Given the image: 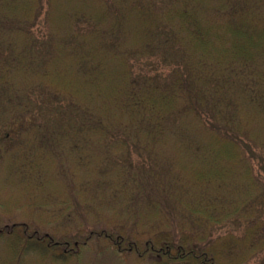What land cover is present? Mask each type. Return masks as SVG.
Listing matches in <instances>:
<instances>
[{"label":"trees","instance_id":"16d2710c","mask_svg":"<svg viewBox=\"0 0 264 264\" xmlns=\"http://www.w3.org/2000/svg\"><path fill=\"white\" fill-rule=\"evenodd\" d=\"M95 1L100 17L73 11L76 31H60L48 22L53 0H0V161H36L41 147L40 161L76 163L86 170L82 180L62 166L58 173L77 193L58 203L60 216L71 202L74 222L89 228L83 210L98 213L104 202L117 205L110 212L118 221L112 230L91 223L89 233L63 235L0 221L8 254L0 264H27L28 254L84 264L83 249L94 243L96 258L106 244L137 264H249L254 252L236 256L245 240L223 239L221 230L235 222L232 233L246 240L264 236V162L255 151L264 148V118L249 122L264 114V94L253 97L264 84L254 57L228 42L262 45L255 15L244 14L247 0ZM229 154L247 160L238 178L232 162L221 161ZM222 190L239 199H224ZM177 213L189 218L191 235L183 226L178 238L137 229ZM220 237L216 252L210 244Z\"/></svg>","mask_w":264,"mask_h":264},{"label":"rangeland","instance_id":"374dc122","mask_svg":"<svg viewBox=\"0 0 264 264\" xmlns=\"http://www.w3.org/2000/svg\"><path fill=\"white\" fill-rule=\"evenodd\" d=\"M127 3L132 2L133 0H124ZM166 2V4L174 3V0H163ZM181 1V0H180ZM192 1V0H191ZM198 2H204V3H213V2H219L224 0H196ZM238 0H232L233 3H236ZM248 5L250 7H246L242 12L246 15L250 16L251 14L255 15V17L250 16L251 20L254 21L256 24V29L258 35L262 38V45L258 47H254L253 50L251 48V41L245 42L244 44L238 43L236 39H233V37L229 36L228 42L230 43L229 48H233L237 50L239 53H246L249 54L250 57H254L255 59V65L252 67L255 70H259V78L261 84H264V21H260L262 18H264V0H247ZM221 3V2H220ZM53 6H56L54 9V12L52 13V16L50 14L48 22L54 26L55 29H59L60 31L63 29L64 31H67L69 29L70 31L77 27L75 23L72 22L73 20V11L77 10H83L87 13L95 16L100 17V11L99 8L96 6L97 1L95 0H53ZM217 6V3H215ZM258 5V7H256ZM241 7H238L240 9ZM72 14V15H71ZM71 20V21H70ZM47 22V23H48ZM62 27V28H60ZM76 31V30H74ZM132 31V30H131ZM58 32V31H56ZM60 34V32L58 33ZM128 46H131L127 43ZM263 47V48H262ZM259 51H254L257 49H260ZM250 51H249V50ZM246 51V52H244ZM261 53V55L259 54ZM252 70V69H250ZM71 72H69L68 75H70ZM78 75V74H77ZM70 77V76H69ZM62 81H65L67 85H73L74 80L65 78ZM76 85V84H75ZM74 85V86H75ZM254 90V80L252 81L250 85ZM264 87V86H263ZM257 91V94L253 96L254 99H258L260 93L264 94V88L259 91V89L255 88ZM84 92H86V88L84 87ZM258 96V97H257ZM252 99V97H251ZM264 100V98H263ZM254 101V100H253ZM251 103V102H249ZM249 110H251V105H249ZM260 112L264 111L259 109ZM254 116V115H253ZM264 118V114H257L256 116L252 117L249 122L250 125H253L255 122V119L258 123L259 119ZM259 128L264 133V125H259ZM251 131V129H250ZM258 132V133H259ZM247 134H249V131H246ZM256 135V134H255ZM253 136V135H251ZM248 138V137H247ZM251 145L255 147V140H253L251 137L248 141L247 146ZM256 155L261 156L259 159L264 162V148L257 145ZM248 148V151L250 149ZM35 150L38 152L39 158L36 161H7L9 159L6 158V161H0V221L2 223V228L5 226H8L9 228L11 225L13 226V223H21V225H29V223H32L33 227H40L39 229L44 230L45 233H52L54 230H58L60 235L63 234H69V233H77V232H88L89 230H92L91 223H96V225L99 228H102L101 230H112L113 224H115L118 219L116 216L110 212L111 207H116L114 203H104L101 202L102 205H100L99 208V215L95 211V214L89 212L86 214L87 211H90V209H84L83 210V216L85 218V223H89L90 226L87 228V226H82V222L73 220V214L71 213V202L65 203L63 206L62 216L64 217L62 219V216H60V209L62 205H59L58 203L62 201H66L71 194L76 195L75 187L72 185V182L67 185V182L64 180V178H61L58 173L60 172L61 166L63 167V171L66 172V174L69 177H76L80 180H82L85 176L86 170L83 168H80L76 166V163H71L70 161H65V163H61V161L52 160L50 161H40V151L42 150L41 147H35ZM40 150V151H38ZM242 150V149H241ZM233 153V152H232ZM261 153V155H260ZM241 157V156H240ZM42 160V158H41ZM221 161H227L226 163H229V161L232 162L231 167L234 171V174L236 175L235 178H238L239 173L243 171V167L241 164V161H244L243 165H245L247 160H242V157L239 158L235 155L229 154L227 158L225 157ZM259 161V160H258ZM247 164V163H246ZM247 167V166H246ZM246 167L244 169H246ZM222 173V172H220ZM73 184H75L73 182ZM229 192L227 195L226 192ZM226 192L222 193L225 195V198L230 197L233 199H239L238 196L235 194L232 190H227ZM242 193H246L248 195H253V189H250L249 191L247 189H243ZM257 194V192H256ZM227 200V199H226ZM229 203L231 202V199H228ZM104 203V204H103ZM41 205L40 212L38 211V208ZM70 212V213H68ZM68 213V214H67ZM155 214L154 212H152ZM79 217L81 215L79 214ZM69 219L71 222H68L65 220ZM169 219L165 218L162 215L157 216L155 219L152 220L151 223H141L138 226L139 232H150L152 234V231H157V233H160L159 230H162L163 233H171L173 232V235H175L176 238H178V232L179 227H187L184 229H181L182 234L184 235H191L193 226L189 222V218L185 216L186 221L183 220V217L180 216V214H175L173 216H168ZM11 223V225L7 224ZM31 225V224H30ZM225 229H221L222 233L225 235L222 237L227 238L229 237V234H232L235 238H243L245 242H240V246L237 249L240 250L239 254L236 256H239L240 254H245L246 251H249L251 256L254 252V255L256 258H252L249 260V264H256L258 261H261L264 254V236L261 238V240L256 241V239H252L251 236L246 240L244 232L240 233H232L233 229L239 228V225H235V222H231L228 224H225ZM262 227V226H261ZM127 225H123V229H127ZM192 229V230H191ZM219 230V227L217 228ZM20 230V229H19ZM41 230V231H42ZM198 230V227L194 228V231ZM231 230V231H230ZM213 231H216L215 229ZM230 231V232H229ZM21 233V232H20ZM221 233V234H222ZM264 233V232H263ZM221 237L212 242V245L210 244V247L215 249L216 252L220 251V246L223 244L221 241ZM253 243V244H252ZM3 245V243H1ZM95 245L96 243L89 246V248L83 249L82 256L80 259L83 261L84 264H88L87 259H91L93 261H96L97 264H137L135 261L132 260V258L125 257V255H117V253L114 251L113 248L107 249V245L103 244L101 247L104 248L105 254H102L100 257L94 256V253L96 251ZM0 246V255L3 254V256H8L6 252V248L4 247L5 251L2 253L3 248ZM236 249V251H237ZM99 250V249H98ZM262 253L261 255L258 253ZM246 255V254H245ZM244 255V256H245ZM250 258V257H249ZM237 260V258H236ZM25 263L27 264H49L41 262V258L38 255L34 254H28L25 258Z\"/></svg>","mask_w":264,"mask_h":264}]
</instances>
